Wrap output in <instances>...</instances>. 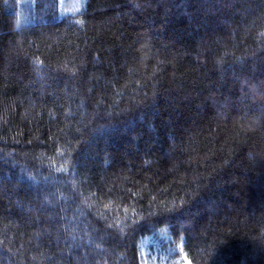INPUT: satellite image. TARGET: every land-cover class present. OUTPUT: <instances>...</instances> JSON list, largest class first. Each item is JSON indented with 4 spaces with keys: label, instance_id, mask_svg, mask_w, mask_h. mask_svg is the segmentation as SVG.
Here are the masks:
<instances>
[{
    "label": "trees",
    "instance_id": "trees-1",
    "mask_svg": "<svg viewBox=\"0 0 264 264\" xmlns=\"http://www.w3.org/2000/svg\"><path fill=\"white\" fill-rule=\"evenodd\" d=\"M264 264V0H0V264Z\"/></svg>",
    "mask_w": 264,
    "mask_h": 264
},
{
    "label": "rangeland",
    "instance_id": "rangeland-1",
    "mask_svg": "<svg viewBox=\"0 0 264 264\" xmlns=\"http://www.w3.org/2000/svg\"><path fill=\"white\" fill-rule=\"evenodd\" d=\"M151 239H145L141 243V253H142V264H168L163 260V257L159 255L156 251V256L152 255L150 258L146 255V247L150 243Z\"/></svg>",
    "mask_w": 264,
    "mask_h": 264
}]
</instances>
